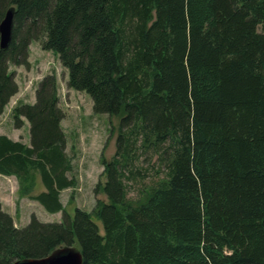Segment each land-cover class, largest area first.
Instances as JSON below:
<instances>
[{
  "label": "trees",
  "instance_id": "16d2710c",
  "mask_svg": "<svg viewBox=\"0 0 264 264\" xmlns=\"http://www.w3.org/2000/svg\"><path fill=\"white\" fill-rule=\"evenodd\" d=\"M0 114L19 91L11 65L55 51L69 88L120 118L103 157L107 201L71 216L73 188L55 74L13 109L30 143L0 134V174L62 221L15 225L0 198V264L75 244L83 264H264V0H0ZM103 223V232L93 219Z\"/></svg>",
  "mask_w": 264,
  "mask_h": 264
},
{
  "label": "rangeland",
  "instance_id": "374dc122",
  "mask_svg": "<svg viewBox=\"0 0 264 264\" xmlns=\"http://www.w3.org/2000/svg\"><path fill=\"white\" fill-rule=\"evenodd\" d=\"M29 59L30 68L10 66V70L15 71L19 91L0 114V134L30 143L29 122L23 118V124L17 126L13 109L20 102H35L39 81L48 73L55 74L60 105L65 112L63 127L67 133V151L73 159V174L78 179L75 187L62 191V202L71 216H74L76 207L92 211L98 199L107 201V196L100 190L96 191V187L99 182L106 181L102 159H111L116 152L120 118L109 114H95L91 95L68 87V70L61 64L55 51L43 50L38 41H33ZM42 190L44 186L38 179L33 192L23 195L16 177L0 174L3 209L13 216L18 227L26 226L33 214L44 222L63 220V212H48L40 202L32 198L31 195ZM93 219L103 232L102 221L95 216ZM73 246L79 248L78 244Z\"/></svg>",
  "mask_w": 264,
  "mask_h": 264
},
{
  "label": "water",
  "instance_id": "95a60500",
  "mask_svg": "<svg viewBox=\"0 0 264 264\" xmlns=\"http://www.w3.org/2000/svg\"><path fill=\"white\" fill-rule=\"evenodd\" d=\"M13 25L14 8H10L0 23V46L2 49H6L12 41ZM13 264H83V254L77 247L64 245L45 257L24 258Z\"/></svg>",
  "mask_w": 264,
  "mask_h": 264
},
{
  "label": "crops",
  "instance_id": "0c3cea01",
  "mask_svg": "<svg viewBox=\"0 0 264 264\" xmlns=\"http://www.w3.org/2000/svg\"><path fill=\"white\" fill-rule=\"evenodd\" d=\"M59 221V220H58ZM61 221V220H60Z\"/></svg>",
  "mask_w": 264,
  "mask_h": 264
}]
</instances>
